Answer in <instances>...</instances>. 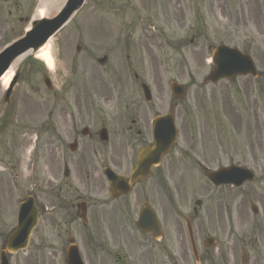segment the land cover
I'll use <instances>...</instances> for the list:
<instances>
[{"label": "rangeland", "instance_id": "obj_1", "mask_svg": "<svg viewBox=\"0 0 264 264\" xmlns=\"http://www.w3.org/2000/svg\"><path fill=\"white\" fill-rule=\"evenodd\" d=\"M38 1L0 0V50L22 36L29 22L38 18ZM126 1L129 6L133 4L136 13L130 11L129 6L122 12L121 5ZM138 1L143 2L141 7ZM177 1L173 4L168 0H85L53 36L51 67L30 54L25 56L16 67L19 75L8 102L3 100L7 86L0 84V123H8L13 118L15 124L26 126L16 130L30 136L22 151V163L15 169L20 173L17 183L21 188L33 183L29 173L32 166L39 164L35 154L40 147L38 130L45 113L52 111L54 120L57 109L70 108V102L76 96L82 98L84 92L89 94L88 98L96 99V107L117 113L121 99L115 96L114 90L110 98L111 84L116 77L134 73L141 75L149 86L159 112H169L174 99L168 84L175 80L188 87L185 97L179 100L181 106L175 110V114L184 108L188 110L190 126L182 124L180 139L192 141L195 155L209 169L233 163L251 168L256 176L252 183L239 189L214 186L204 172L190 167L186 175L174 177L173 198L167 203L162 197L158 214L166 236L174 238L177 264H264V130L255 122L256 118L261 121L264 117V0H203L199 3L201 14L207 15L206 31L199 37L200 46L196 48L197 59L203 60L201 66L178 63L179 54L190 59L186 54L188 46L185 49L162 45L153 50L157 60L152 65L148 60H152L151 53L147 57L137 48L122 49L124 20L121 15H166L170 4L174 8L172 15L197 12L198 3H193L194 9H190L185 5L186 0ZM219 15L230 17L228 29L216 24L224 20ZM178 23L182 24L183 20H176L169 29L165 26L164 32L188 35V25L183 32H177ZM138 26L141 28L144 24L139 21ZM190 34L193 36L194 31ZM221 42L249 53L259 77L238 76L215 84L206 83L205 78L212 69L207 62L211 50ZM76 44L80 45L78 52ZM104 55L106 61L100 65L97 59ZM43 75L49 77L51 90L45 87ZM133 87L130 93L144 101L142 93L137 90L136 95ZM17 155L18 146V158ZM0 171H3L2 165ZM17 194L19 198L23 196ZM251 206L257 207L256 215L251 212ZM185 220L191 223L198 260L191 251ZM205 236L213 237L214 247H203ZM56 239L38 241L33 233L27 249L13 255L11 264H65ZM81 257L84 264H92L86 255L81 254Z\"/></svg>", "mask_w": 264, "mask_h": 264}, {"label": "flooded vegetation", "instance_id": "obj_2", "mask_svg": "<svg viewBox=\"0 0 264 264\" xmlns=\"http://www.w3.org/2000/svg\"><path fill=\"white\" fill-rule=\"evenodd\" d=\"M171 1L173 4L178 2L168 0ZM202 1L186 0L185 5L190 9L193 3H198L195 15H172L171 4L166 15H121L124 20L122 49L137 48L147 57L151 53L152 60H148L152 65L157 60L153 50L162 45L185 49L188 46L186 54L190 59L179 54L178 63L201 66L203 60L197 59L196 48L200 46L199 37L206 31L207 15L201 14L199 6ZM142 4V1L137 2L140 7ZM128 6V1L122 3V12L127 11ZM129 10L136 12L133 4ZM219 17L224 20L216 21V24L221 29H228L230 17ZM176 20H183L182 24H177V32H183L188 25V35L164 32V27L169 29ZM139 21L144 24L141 28ZM190 31H194L193 36ZM143 83L142 76L136 73L116 77L109 94L111 98L115 91V96L121 99L117 113L96 107V99L88 98L86 92L82 93V98L76 96L70 102V108L57 109L54 120L52 111L45 113L38 130L40 147L35 154L39 164L30 166L29 177L33 183L29 182L25 188L18 186L20 173L15 169L22 163V151L30 136L16 130L26 126L15 124L13 118L8 123H0V165L3 169L0 171V229H5L0 230V250L5 246L7 234L16 225L19 203L31 197L37 210V225L32 235L36 233V239L43 242L57 238L63 255L74 244L92 264H177L174 238L166 236L162 226L160 239L143 233L136 227V218L143 202H148L158 214L162 197L167 203L172 200L177 174L186 175L188 167L199 173L207 170L195 155L192 141L180 139L182 124L190 125L186 108L175 114L177 106H181L179 100L172 103L176 141L169 153L162 156L160 164L152 167L147 177L130 184L126 194H120L119 185L112 189L108 179L111 172L129 179L138 151L152 144V119L164 114L159 112L157 102H143L130 93L132 86L136 95L137 90L142 92ZM255 122L264 130V117L261 121L256 118ZM34 140L37 142V137ZM17 193L23 196L19 198ZM186 224L191 229V223ZM14 254L8 255L9 262Z\"/></svg>", "mask_w": 264, "mask_h": 264}, {"label": "water", "instance_id": "obj_3", "mask_svg": "<svg viewBox=\"0 0 264 264\" xmlns=\"http://www.w3.org/2000/svg\"><path fill=\"white\" fill-rule=\"evenodd\" d=\"M84 0H66L60 11L52 18H39L31 21L29 30L22 37L12 42L0 51V76L20 56L28 52L35 53L58 29H60L73 13L81 7ZM104 61V58L100 60ZM212 61L215 69L212 70L207 79L211 82L220 77H230L236 74H255L253 63L250 57L239 51L217 46L212 54ZM17 79V73L9 84L5 93L7 100L13 84ZM45 84L50 87L49 80L44 77ZM170 88L175 97L185 93V87L177 82H171ZM145 89V97L150 98L149 92ZM153 146L142 149L137 157V164L131 175V181L144 177L149 172L152 164H157L163 154L168 152L175 140V130L171 115L160 116L153 121ZM207 177L215 184L232 183L235 186L241 185L245 180H252L253 175L246 169L240 167L223 168L215 172H208ZM33 208V209H32ZM23 202L19 207V217L16 230L9 236L7 245L11 251L25 246L31 228L35 223L34 207ZM32 209V216H29ZM137 227L145 232H151L157 236L159 229L157 217L151 207L144 203L140 209ZM212 239L207 238L205 244L211 245ZM67 264H82L75 249H69L66 259ZM1 264H7L6 257H2Z\"/></svg>", "mask_w": 264, "mask_h": 264}, {"label": "bare ground", "instance_id": "obj_4", "mask_svg": "<svg viewBox=\"0 0 264 264\" xmlns=\"http://www.w3.org/2000/svg\"><path fill=\"white\" fill-rule=\"evenodd\" d=\"M65 0H39L36 8V15L40 17L54 16L64 4ZM52 38H50L43 46H41L34 54L35 58L41 60L47 67L53 65L50 46ZM24 56L18 57L10 65V67L1 75L0 84L6 87L9 83L14 70L19 65Z\"/></svg>", "mask_w": 264, "mask_h": 264}]
</instances>
